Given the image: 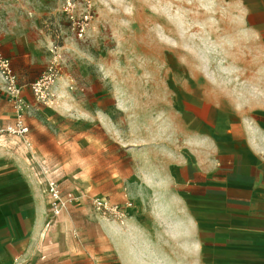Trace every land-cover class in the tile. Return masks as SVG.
I'll return each instance as SVG.
<instances>
[{"label":"rangeland","instance_id":"rangeland-1","mask_svg":"<svg viewBox=\"0 0 264 264\" xmlns=\"http://www.w3.org/2000/svg\"><path fill=\"white\" fill-rule=\"evenodd\" d=\"M9 1L0 3V20H10L0 21V54L23 105L0 71L1 114L13 118L0 128L22 119L29 131L0 133L17 137L0 140L16 170L0 189L27 190L25 137L59 166L44 165L31 182L53 220L38 232L41 252L12 259L2 249L0 264H125L122 248L131 260L136 239H175L197 219V193L226 175L237 117L261 121L264 0H72L69 12L68 0ZM51 64L42 100L32 84Z\"/></svg>","mask_w":264,"mask_h":264},{"label":"crops","instance_id":"crops-1","mask_svg":"<svg viewBox=\"0 0 264 264\" xmlns=\"http://www.w3.org/2000/svg\"><path fill=\"white\" fill-rule=\"evenodd\" d=\"M4 2L6 6L10 1L0 0ZM0 21L10 22L8 18ZM7 38L11 44L10 36H4V43ZM0 96L6 97L1 92ZM1 103L0 97V126H7L13 118L1 114ZM261 115L259 125L249 118L237 117L241 131L231 132L228 140L227 173H214L212 187L207 186L194 197L197 219L190 225L182 223L174 231L178 236H169L175 238L172 239L165 235L160 245L157 241L146 243L134 239L131 260L122 248L120 257L125 264H264V106ZM12 138L17 137L2 136L0 140L12 142ZM25 138L21 147L29 155L22 160L21 165L26 168L21 177L27 179V190L0 189V253L3 249L12 259L29 260L40 251L38 245L42 239H38V232L53 225V220L46 216L44 192H36L31 182H38L44 165L59 164L48 156L32 152L38 140ZM6 146L15 149L19 145L8 143ZM12 166L0 157V183H7V179L16 175Z\"/></svg>","mask_w":264,"mask_h":264},{"label":"built area","instance_id":"built-area-1","mask_svg":"<svg viewBox=\"0 0 264 264\" xmlns=\"http://www.w3.org/2000/svg\"><path fill=\"white\" fill-rule=\"evenodd\" d=\"M71 5H72V0H68L67 5L65 6V11L69 12L70 11L69 8ZM0 71H1V75L4 78L7 92L16 99L17 106L22 107L23 101L20 98L22 92L21 86L18 84L10 60L2 54H0ZM56 73H57V66L55 64H51L48 66L47 70L41 75V77L32 84V89L34 93L40 99L42 100L49 99V89L54 82ZM4 131L13 134H26L29 131V127L25 124V122L22 119H19L14 126H9L7 128H0V133ZM46 192L51 198L52 210L55 213H59L62 207V202L60 198L58 184L54 179L48 180V186ZM115 212H117V210H115ZM116 215H121V212Z\"/></svg>","mask_w":264,"mask_h":264}]
</instances>
